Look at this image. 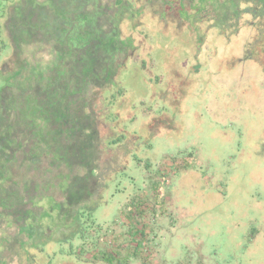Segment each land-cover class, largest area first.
<instances>
[{"label":"rangeland","instance_id":"obj_1","mask_svg":"<svg viewBox=\"0 0 264 264\" xmlns=\"http://www.w3.org/2000/svg\"><path fill=\"white\" fill-rule=\"evenodd\" d=\"M246 4L0 0V64L8 33L3 68L22 65L0 75L17 79L0 92V264H264V18ZM170 190L155 256L117 257L128 201Z\"/></svg>","mask_w":264,"mask_h":264},{"label":"trees","instance_id":"obj_2","mask_svg":"<svg viewBox=\"0 0 264 264\" xmlns=\"http://www.w3.org/2000/svg\"><path fill=\"white\" fill-rule=\"evenodd\" d=\"M242 1L245 2V3H248V5L246 4V7L244 5H242V7H245L244 8L245 15L249 16V14L251 15L252 13L256 14V11L253 12L252 9L251 8L248 9L247 6H250V5H258L259 8H260V14L264 18V0H242ZM238 27H239V25L237 24V28ZM4 30L6 31V23H5V26H4ZM3 34H4L7 42H9V44L7 45V48L5 49V54H4L3 60H2V62L0 64V75H2V74L3 75L4 74L5 75L8 74V76H11L10 73L15 72L17 70V68L21 67L22 65H19L18 67L16 66L15 68L14 67H10L9 69L7 68V70L5 68H3V66H4V64H5L6 60H7L6 58L9 57L10 55L12 56L14 54V48H15L14 45H13V42L11 40L10 35L8 33H3ZM225 34L227 35L228 33H225ZM231 34H235V33H231ZM251 34L252 33H244V35H247V36L248 35H251ZM260 34L264 35V33H260ZM255 46L256 45H254V49H257V47H255ZM260 49L262 50V54L264 55V48H261V46H260ZM246 71H247V74H245V75H247L250 78V76H252V73H253L252 70L248 69ZM16 80L13 81L12 85L6 84V85L1 86L0 87V92L3 91L6 87H12L15 84ZM181 164H183V162H181V161L175 163V167L178 166V172H177L178 174L177 175H179V176H180L179 173L181 171L179 169L181 167H183V166H179ZM190 174H191V172L187 171L186 173H184L185 176H180V178L177 180L178 185L180 184V186H181V181H182L183 178L188 179V181L192 183V181H191L192 180V177L191 178H188ZM177 191H179V189H177ZM179 193L180 192H178L177 194H179ZM177 194H174V191L170 190V194L168 196H164L162 193H160V192L157 191V192H154V195L155 196H154L153 203L152 202L150 203L148 201V203L146 204L145 202H141L140 201L142 199H139L137 201H140V203L137 202V206L136 207H134L136 201L134 203H132L131 201H128V205H129L128 206V211H129V208H131V211L129 212L130 217L128 216L129 220H132V221H134L136 223L137 222L140 223V221H138L136 219L137 218H141L143 216V214H144L145 211H146V213L147 212L150 213L149 215L155 214L154 213L155 212L154 210H156L157 206H159V208H160L159 211H162L163 210L162 213H164V209H163L162 204H163V201L166 200L165 198L170 199L171 197H175ZM187 222H188V220H187ZM191 223L192 222H188L187 223V226L185 228L188 230L189 233H192V231L193 232H196V231H194V230H196L195 228H194V230H193V228H191L192 227V226H190ZM142 228L136 227V229L133 228V230H131L132 231V237L134 236L133 239H136L139 242H140V240L144 239L145 234H146L145 230L142 229Z\"/></svg>","mask_w":264,"mask_h":264},{"label":"crops","instance_id":"obj_3","mask_svg":"<svg viewBox=\"0 0 264 264\" xmlns=\"http://www.w3.org/2000/svg\"><path fill=\"white\" fill-rule=\"evenodd\" d=\"M163 206V204H162ZM155 214H151L149 215L150 213H146V211L144 212L143 216L141 218H137L136 220L140 221V223H136L132 220H128V219H125L124 217H122V220H121V223H123V229H121L119 231V236H117L115 239H116V242L115 243H112V245H114L116 247V253L115 254H119L117 255L120 256V255H123L126 259L128 258V261L130 262L131 259H132V255H136L137 253H140L143 257L145 258H150L151 256H155V251H153L152 249H149L148 247V231L149 233L151 232L152 230V224L153 223V220L155 219V217L159 216V214H164L162 213V211H159L158 208H156V210H154ZM165 212V211H164ZM136 227L138 228H142L145 230L146 234L147 235L144 239L140 240V243L139 245L140 246V249L138 248V246L136 247L134 245V242L137 241L139 242L138 240L136 239H133L132 237V231L133 228L136 229ZM128 229V230H126ZM132 238V239H131ZM113 242V241H112ZM135 246V247H134ZM153 252V253H152Z\"/></svg>","mask_w":264,"mask_h":264}]
</instances>
